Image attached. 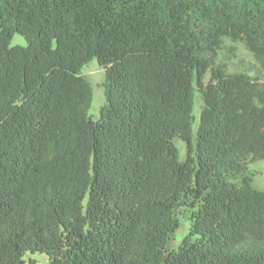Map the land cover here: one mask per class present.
<instances>
[{
    "label": "trees",
    "instance_id": "trees-1",
    "mask_svg": "<svg viewBox=\"0 0 264 264\" xmlns=\"http://www.w3.org/2000/svg\"><path fill=\"white\" fill-rule=\"evenodd\" d=\"M227 42L264 73V0H0V264H264V84Z\"/></svg>",
    "mask_w": 264,
    "mask_h": 264
},
{
    "label": "rangeland",
    "instance_id": "rangeland-1",
    "mask_svg": "<svg viewBox=\"0 0 264 264\" xmlns=\"http://www.w3.org/2000/svg\"><path fill=\"white\" fill-rule=\"evenodd\" d=\"M27 43L23 37L16 35L11 42L12 46L20 45L25 46ZM231 49H226L225 53L219 57L218 64L225 62L227 64L228 73H245L251 77H257L264 84V73L260 70L257 61L254 59L252 54L246 49V47L241 44H231L227 42ZM82 75L91 84L94 98L91 109L89 111V116L96 120L99 117L101 108L106 103V93L103 86L104 82V70L98 64L97 60H93L83 67ZM209 77H207L208 81ZM202 108V102L200 95L196 92L195 94V109L194 115L198 120L200 111ZM197 128V123L195 124V129ZM175 144L180 151V159L184 160L186 155V146L179 140H175ZM250 175L252 176V188L264 191V161L258 162L250 167ZM188 230V222L186 218L182 220V228L177 233V240L175 246H177L183 235ZM25 264H45L47 263V257L40 253L28 254L26 256Z\"/></svg>",
    "mask_w": 264,
    "mask_h": 264
}]
</instances>
